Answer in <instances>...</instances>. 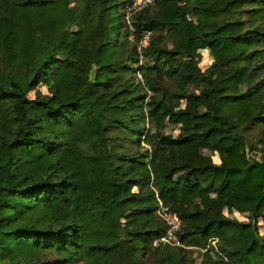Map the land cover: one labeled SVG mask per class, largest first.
<instances>
[{
    "label": "trees",
    "instance_id": "1",
    "mask_svg": "<svg viewBox=\"0 0 264 264\" xmlns=\"http://www.w3.org/2000/svg\"><path fill=\"white\" fill-rule=\"evenodd\" d=\"M129 5L0 0V264H264V0Z\"/></svg>",
    "mask_w": 264,
    "mask_h": 264
},
{
    "label": "built area",
    "instance_id": "2",
    "mask_svg": "<svg viewBox=\"0 0 264 264\" xmlns=\"http://www.w3.org/2000/svg\"><path fill=\"white\" fill-rule=\"evenodd\" d=\"M151 3L152 0H130V5L128 11L126 12L127 21L129 22V15L131 12L138 11ZM157 213L165 222V230L160 235L159 241L183 246L184 244L177 234L180 227V219L178 215L175 212L170 211L167 206L162 204L161 201H159Z\"/></svg>",
    "mask_w": 264,
    "mask_h": 264
},
{
    "label": "rangeland",
    "instance_id": "3",
    "mask_svg": "<svg viewBox=\"0 0 264 264\" xmlns=\"http://www.w3.org/2000/svg\"><path fill=\"white\" fill-rule=\"evenodd\" d=\"M130 37L132 38V36H130ZM145 42H146L145 40H142V43H145ZM208 63H209V60H206L204 63H202V67H205ZM172 132L176 133L177 132V128L173 129ZM166 243H168V242H166ZM192 257H193V264H198V262L200 260V250L199 249H195L193 251V253H192Z\"/></svg>",
    "mask_w": 264,
    "mask_h": 264
}]
</instances>
